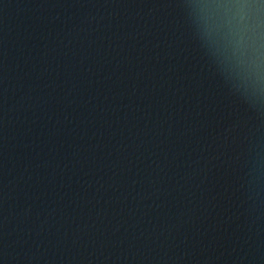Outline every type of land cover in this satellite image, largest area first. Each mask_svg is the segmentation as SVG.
Instances as JSON below:
<instances>
[{
	"label": "water",
	"instance_id": "water-1",
	"mask_svg": "<svg viewBox=\"0 0 264 264\" xmlns=\"http://www.w3.org/2000/svg\"><path fill=\"white\" fill-rule=\"evenodd\" d=\"M0 264H264V0H0Z\"/></svg>",
	"mask_w": 264,
	"mask_h": 264
}]
</instances>
